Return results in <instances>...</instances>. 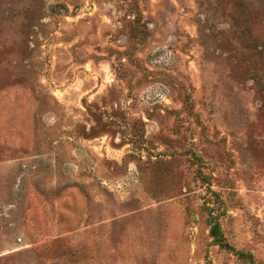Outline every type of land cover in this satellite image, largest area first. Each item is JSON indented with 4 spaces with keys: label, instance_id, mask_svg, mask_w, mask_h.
<instances>
[{
    "label": "rangeland",
    "instance_id": "obj_1",
    "mask_svg": "<svg viewBox=\"0 0 264 264\" xmlns=\"http://www.w3.org/2000/svg\"><path fill=\"white\" fill-rule=\"evenodd\" d=\"M0 264H264V0H0Z\"/></svg>",
    "mask_w": 264,
    "mask_h": 264
},
{
    "label": "trees",
    "instance_id": "obj_2",
    "mask_svg": "<svg viewBox=\"0 0 264 264\" xmlns=\"http://www.w3.org/2000/svg\"><path fill=\"white\" fill-rule=\"evenodd\" d=\"M210 234L219 245L228 247L217 225L212 226Z\"/></svg>",
    "mask_w": 264,
    "mask_h": 264
}]
</instances>
